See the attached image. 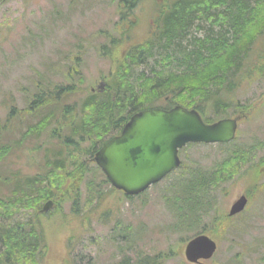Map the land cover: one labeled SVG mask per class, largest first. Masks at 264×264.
Instances as JSON below:
<instances>
[{
    "label": "rangeland",
    "instance_id": "rangeland-1",
    "mask_svg": "<svg viewBox=\"0 0 264 264\" xmlns=\"http://www.w3.org/2000/svg\"><path fill=\"white\" fill-rule=\"evenodd\" d=\"M157 3L158 0L138 3L133 10L135 26L130 31L131 38L123 46L148 38L154 23L160 22ZM119 6L120 0H0V123H6L12 116L7 132L0 133V140L14 145L0 164L1 178H14L18 171L25 175L47 172L46 152L60 142L50 131L59 127L60 122L56 120L62 119V105L81 102L91 87L98 88L103 78L114 70L113 60L101 54L100 48L109 42L107 34H117L115 23L119 20ZM212 10L218 12V9ZM194 21L187 30V39H181V43L190 48V39L195 35L204 37L209 27L215 26L219 34L226 30L224 34L233 37L228 22L218 26L207 19ZM263 42L264 34L256 38L243 59L241 56L239 65L242 63L243 67L238 70L237 66L229 77L238 81L248 70L253 73L250 81L245 76L240 87L228 88L230 80L227 78V82L219 86L218 98L227 103L223 106L225 109H220L221 116H236L245 106L254 107L250 116L239 123L233 142L185 146L180 154L184 165L144 195L132 199L114 190L110 183H104L105 176L90 164V173L82 183L64 187L65 198L59 207L40 217L30 213L32 210L21 212L5 223L33 219L41 227L45 245L40 264H121L125 255L133 264L147 255L156 254L163 256L162 264H190L184 255L187 239L209 227L210 221L203 218L201 225L194 229L178 225L179 212H172V209L177 197L185 194L180 184L195 183L197 176L204 178L205 171L213 170L234 150L249 148V157L241 161L235 178L214 186V194L203 199L206 207L212 205L218 208V214H226L242 193L248 192L252 196L255 190H261L242 215L234 217L219 232L208 231L218 242V250L208 262L264 264V61H257V53L262 54L264 50ZM177 46H174L175 50ZM73 55H81L78 68L84 79L79 84L74 74L72 80L64 78L66 62L72 64ZM158 68L150 62L139 67L137 73L145 70L149 75ZM169 68H173L172 65ZM38 82L50 90L72 82L81 88L54 107L29 113V104L38 92ZM57 108L55 122L48 130L39 135L32 134L20 143L28 123L36 124L41 116ZM206 115L215 118L212 106ZM69 132L63 131L66 135ZM72 140L80 143L85 159L93 148L92 140L82 141L78 136ZM90 179L95 184L88 185ZM13 186L14 181H0V193L9 195ZM233 226L246 231L241 236L234 235Z\"/></svg>",
    "mask_w": 264,
    "mask_h": 264
},
{
    "label": "trees",
    "instance_id": "trees-1",
    "mask_svg": "<svg viewBox=\"0 0 264 264\" xmlns=\"http://www.w3.org/2000/svg\"><path fill=\"white\" fill-rule=\"evenodd\" d=\"M140 1L142 0H120V22L115 27L118 34H107L109 44L101 47L105 55L113 58L112 54L117 53L118 56L114 60V70L103 78L106 82L104 89L95 92L90 90L81 102L62 105V119L56 120L60 122L59 127L50 131L60 142L56 143L53 150L48 148L46 152L49 162L47 172L25 175L18 171L14 178L0 177L3 182L14 181L9 195L0 193V264H40V255L45 245L41 227L33 219L18 220L15 223L5 221L30 210L33 211L30 213L37 215V209L46 200L57 196L61 197V201L64 200L63 186L68 180L72 183L71 187L85 180L90 173V168L86 165L88 161L83 160L80 143L72 138L78 136L82 141L92 140L94 149L97 144L105 141L107 135L119 131L130 115L154 106L166 95L170 96L169 106L181 104L194 107L207 121H213L221 116L220 109L227 106L223 99L218 98L219 86L227 82V78L230 80L228 88L239 86V80L229 77L237 66L238 70L243 67L242 63L239 65L241 56L243 59L264 29V0H245L246 3L243 0H158L156 5L160 22L155 23L152 34L141 43L122 46L127 31L123 29L124 25L127 28L134 25L132 11ZM212 9H218V12ZM198 18L203 21L207 19L218 26L228 22L229 32H232L233 37H227L224 34L226 30L219 34L213 26L206 30L204 37L195 35L190 39L192 48L183 45L181 39H187L188 31ZM176 44L177 50L174 48ZM71 60L72 64L66 62L64 78L72 80L74 74L78 84L82 83L84 77L81 68H78L81 55H73ZM150 62L160 69L149 75L145 74V70L137 73L139 67H145ZM171 65L173 68H169ZM244 75L251 77L248 70ZM48 84L52 85L51 82ZM79 88L81 87L72 82L50 90L48 86L38 82V92L34 94L28 112L40 113L42 108L54 107L70 94L78 92ZM210 106L215 110L213 120H209L206 115ZM54 109L41 116L36 124L28 123L27 130L19 139L20 143L28 136L32 137V134L39 135L48 130L55 122V113L59 110ZM249 109L245 106L244 110ZM11 118L12 116L3 123L5 125L0 123V133L7 132ZM67 130L70 131L69 135L63 133ZM13 147V144L0 140V164ZM249 150H234L233 154L213 170L205 171L204 178L197 176L196 185L185 182L180 184L185 194L177 197L172 209V212H179L180 227L194 229L201 225L203 218L210 221L209 227H204L203 230H216L215 228L226 226L225 215L217 214V209L211 213L203 199L214 194V186L233 179L238 174L241 161H246L249 157ZM91 151L92 148L88 152L92 154ZM92 183L94 180L90 179L88 185ZM94 190L98 191L97 188ZM129 260V256L125 255L121 264H130ZM133 264H162L161 255H147Z\"/></svg>",
    "mask_w": 264,
    "mask_h": 264
},
{
    "label": "water",
    "instance_id": "water-1",
    "mask_svg": "<svg viewBox=\"0 0 264 264\" xmlns=\"http://www.w3.org/2000/svg\"><path fill=\"white\" fill-rule=\"evenodd\" d=\"M238 118L204 121L196 109L177 105L170 110L151 108L131 116L121 134L111 138L97 151L95 160L113 185L129 195L144 191L181 163L179 149L189 142H228L237 131ZM248 199L240 196L230 215L242 211ZM54 205L47 201L43 211ZM217 244L207 235H199L186 246L191 261L210 258ZM205 264V263H200Z\"/></svg>",
    "mask_w": 264,
    "mask_h": 264
},
{
    "label": "flooded vegetation",
    "instance_id": "flooded-vegetation-1",
    "mask_svg": "<svg viewBox=\"0 0 264 264\" xmlns=\"http://www.w3.org/2000/svg\"><path fill=\"white\" fill-rule=\"evenodd\" d=\"M165 99H168V97H165Z\"/></svg>",
    "mask_w": 264,
    "mask_h": 264
}]
</instances>
